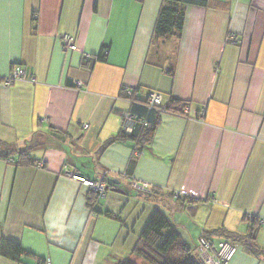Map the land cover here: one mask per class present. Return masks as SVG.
I'll return each instance as SVG.
<instances>
[{
	"label": "crops",
	"instance_id": "1",
	"mask_svg": "<svg viewBox=\"0 0 264 264\" xmlns=\"http://www.w3.org/2000/svg\"><path fill=\"white\" fill-rule=\"evenodd\" d=\"M206 1L186 6L175 45L152 42L162 0H0V142L26 148L48 137L28 150L34 165L0 158V240L33 254L0 264H148L134 248L155 208L195 251L201 234L217 244L225 238L214 230L251 227L264 250V0ZM16 65L24 77L4 85ZM149 92L184 106L160 110L138 155L131 141L99 152L132 130L123 116ZM64 167L106 174L122 192L109 189L92 210L88 187ZM134 184L181 201L147 199ZM236 246L227 264H264Z\"/></svg>",
	"mask_w": 264,
	"mask_h": 264
},
{
	"label": "trees",
	"instance_id": "2",
	"mask_svg": "<svg viewBox=\"0 0 264 264\" xmlns=\"http://www.w3.org/2000/svg\"><path fill=\"white\" fill-rule=\"evenodd\" d=\"M190 4L204 6L207 5V1L162 0L153 30L152 42H166L168 40H173L175 45H177L182 34L185 9L186 6ZM97 59L104 60V57L102 54H99ZM167 73L173 74V62L168 65ZM121 95L126 98H132V96L126 95L124 89H122ZM133 100V105L129 115H131L134 119V128L129 133H126L124 130L120 131L117 135L106 140L102 144L99 152H101L106 145L112 142L131 141L135 143V151L138 155L140 150L144 146L150 145L153 139L155 128L159 123L160 110L179 112L184 106V103L170 101L171 103L168 106H163L162 104L158 108L149 109L146 101L143 104V102H139L138 99ZM141 119H145V125H143ZM55 133L58 134L59 132L55 131ZM47 140L48 137H45L42 134L36 137L34 135L32 142H27L28 147L15 149H8L11 146L0 142V158H13L16 160V164L34 165L35 160L28 155V150L36 145H44ZM104 175L107 182V191L109 189L111 190L112 187L118 188V185L112 184L108 176L106 174ZM138 192L144 194L147 199H151L153 201L159 196L167 199H174L177 203L181 201L179 196L175 194L160 193V191L154 188H151L147 192ZM97 200H99L98 194L89 190L87 202L91 209ZM249 222L252 224L255 222V219L253 218ZM214 233L225 238L224 241H227L235 246L236 243H238L254 256L264 258V250H262L254 241L252 227L247 235H239L234 232L226 231L223 228L214 230ZM204 236L208 239L206 235ZM134 254L141 257L148 264H203L200 256L198 255V251L191 249L183 242L172 221L159 208H155L150 215L140 235V239L134 248ZM32 255L33 254L25 251L17 242L5 238L0 240V256L19 262L23 257ZM119 263L129 264L122 261Z\"/></svg>",
	"mask_w": 264,
	"mask_h": 264
},
{
	"label": "built area",
	"instance_id": "3",
	"mask_svg": "<svg viewBox=\"0 0 264 264\" xmlns=\"http://www.w3.org/2000/svg\"><path fill=\"white\" fill-rule=\"evenodd\" d=\"M228 40H233V36ZM60 41L65 50H75L77 48L75 37L68 33H62L60 35ZM24 75L25 71L23 67L20 65H16L12 68L9 74L5 78H3V84L8 86L12 85L16 81L21 80ZM125 92L127 96H132L131 90L125 89ZM146 104L149 109L160 107L163 104V95L158 92H149ZM183 111H187V108L184 107ZM201 114H203V109L201 111ZM141 121L143 122V125H145V119H141ZM123 122L124 126H126V131L131 128L133 129L135 126L134 119L129 114L123 116ZM135 154H137V152H135ZM61 175L74 181L81 182L82 184L87 186L90 191L98 194V198H103L107 193V182L104 174H101L98 179L91 180L87 177L79 175L68 167H64L61 171ZM133 187L145 192L151 189L148 184H134ZM236 249L237 247L235 245L227 241H222L220 243L214 244L209 241L204 236V234H201L198 238L197 251L203 264H227V262L235 253ZM44 264H47V262H45Z\"/></svg>",
	"mask_w": 264,
	"mask_h": 264
},
{
	"label": "water",
	"instance_id": "4",
	"mask_svg": "<svg viewBox=\"0 0 264 264\" xmlns=\"http://www.w3.org/2000/svg\"><path fill=\"white\" fill-rule=\"evenodd\" d=\"M111 183L112 184H114V185H118L119 184V181L117 180V179H112L111 180ZM111 190H113V191H117V192H122L120 189H118V188H111Z\"/></svg>",
	"mask_w": 264,
	"mask_h": 264
},
{
	"label": "rangeland",
	"instance_id": "5",
	"mask_svg": "<svg viewBox=\"0 0 264 264\" xmlns=\"http://www.w3.org/2000/svg\"><path fill=\"white\" fill-rule=\"evenodd\" d=\"M8 149H14L13 147H10V148H8Z\"/></svg>",
	"mask_w": 264,
	"mask_h": 264
}]
</instances>
